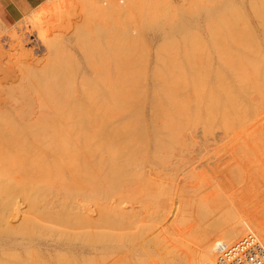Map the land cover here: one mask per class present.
<instances>
[{"label": "bare ground", "instance_id": "6f19581e", "mask_svg": "<svg viewBox=\"0 0 264 264\" xmlns=\"http://www.w3.org/2000/svg\"><path fill=\"white\" fill-rule=\"evenodd\" d=\"M71 1L93 29L83 36L103 31L107 40L40 41L46 58L30 64L16 43L14 68L38 80L31 103L0 104V264H216L213 249L246 233L264 246V0H208L207 37L219 58L188 59L189 73L172 58L152 69L128 47L143 24L155 30L163 17L187 15L157 16L167 10L160 0ZM158 25L153 38L164 34ZM66 67L76 73L64 81ZM251 120L258 218L227 211L221 223L200 188L205 172L186 171L183 154L241 125L248 132ZM194 218L202 223L188 234Z\"/></svg>", "mask_w": 264, "mask_h": 264}, {"label": "rangeland", "instance_id": "374dc122", "mask_svg": "<svg viewBox=\"0 0 264 264\" xmlns=\"http://www.w3.org/2000/svg\"><path fill=\"white\" fill-rule=\"evenodd\" d=\"M158 1L159 0H156V2ZM166 1L168 0L159 1V3L164 2V4H166L165 6L167 10L165 11V8L164 10H159L157 8L158 9L157 16L158 15L164 16L167 14L166 15L167 17L170 14L169 11L173 12V10L174 11L178 10L177 13L182 12L183 14L187 16H182L183 19L181 21L179 18L180 14L173 17V14L171 13L172 16H169V17L171 18L173 17L172 19L169 18L167 20V18L165 17L161 18V20L166 19L167 22H164L166 20H162L163 22L161 21L162 22L161 23L160 20H158L159 23L162 24V26H164V29L161 28L164 31V34L161 31L160 32L161 34L159 33L160 37L157 36L156 38L152 37L153 36L152 33L154 32L155 35L158 34V31H160V28H158L159 23H157V27L155 28V30H154V27H150L149 29V27H147L148 24L146 26H144L145 24H143L145 29H143V26L141 29V26H140L139 27L140 32L139 31L137 32L143 34L144 37L143 36L141 37V34L139 35V33H138L139 35L138 38L137 37L134 38L135 36L132 37L133 39L131 40V43H129L130 40L128 41V47H129V44H131V47L133 49L132 50L130 48V50L134 52L135 51L134 48L141 49L140 51L138 49L135 52L138 54V51H139L140 54L144 56L143 57L144 60H148V62H151L149 66L150 68H152L153 66L152 63L154 59H158L159 62L161 63V61L165 62V60L172 58V59L177 60V62H183L182 65L179 67L184 66L183 71L186 73H189V69L187 67L188 59L189 60L197 59L198 62L200 61V59L201 61L203 60L202 62H205L207 59H213L214 62H217V59L219 58L218 53L215 52L210 47L209 40L207 37L208 30H207V23H206L207 17L206 16H207V10H208V0H170L173 4H169L170 1L168 2ZM197 1H200L201 4L196 5L195 2ZM164 4L162 3L161 6ZM74 8H73L74 17H72L71 20L69 21L71 28L70 29L68 28L67 29L68 31H66L65 29L66 31L65 35H64V29H62L61 26L64 27L65 24L67 26V22H65L63 25L60 26L61 29H59V27L54 28L53 33H55L56 31V33L60 34L55 39H61L62 36L63 37L66 36L64 39L68 38L66 39V41L68 40L71 46L75 45L77 42L78 43L81 42L80 40L82 39H84L83 41H85L86 40L85 38H88V41H90V43L91 41L92 43L93 41L97 42L99 39H102V41L107 40L104 34H103L104 36L100 34V33H104L103 31H100V33L98 31H94L93 32L94 34L92 33L91 35L87 34L83 36L82 32L84 33L85 31L91 32L93 29L92 30L89 29L88 26L86 29V25L83 24V22H81L82 19L75 17L78 15L77 13L79 11H78V7H74ZM159 11L160 13H163L162 11L166 13L164 15L163 14L161 15L159 14ZM189 12H195V13L197 12L200 16L197 19L193 20L190 17V15L192 14H190ZM175 13L176 11L174 12V15ZM134 18H137V17H134ZM134 21L135 20L131 19V22L129 24L133 23ZM55 29H58V30H55ZM142 30H145L146 33H144V31L142 33ZM36 35L37 34L35 32H31L25 27V22L22 19L19 21V23L17 22L9 27H4L3 29H0V104L6 102V105L7 104L13 105V106L18 105V107H20L22 103H25V104L31 103V97L34 96V94L31 92L32 91L31 90V84H32L31 80L33 81L37 79V77L33 78L29 76V74L30 75L32 74L27 73L25 69H23L24 71L22 69L21 71H17L18 69L14 68L16 66H14L13 64L12 57L18 56V55L15 56L13 54L17 53L18 51L17 48L19 46H16V43L18 42V40L19 41L21 40L22 45H24L23 48H25V50L27 49L26 51L27 52L29 51V52L26 53V51H23V53L19 55L18 58L20 59V62L22 63L27 62L26 64L28 63L30 64L31 62L39 58L40 55L41 56L39 59L45 60L46 55H47L46 50L44 47H42V44L40 40L38 39V36ZM92 35L96 36L98 40L97 38L95 39L94 36ZM97 35L98 36L100 35V36L98 37ZM89 37H91V40H89ZM140 37L145 38L144 42H141L143 39H140ZM15 38H17L16 42L13 41L15 40ZM138 39H140V43L142 45H139L140 43L138 42L139 41ZM116 41L117 42L119 41L118 42L119 46H122L120 43L121 42L123 43V41H121L120 39ZM132 41L135 42V44H133ZM111 42H115V41L111 40ZM13 43H14V46H12ZM98 43H103V42H101L100 40V42L98 41ZM123 46L125 47L124 43H123ZM68 48H70V46ZM74 48L76 49V47ZM20 51L21 50H19L17 54H20ZM131 51H127L130 57L131 58H134V56L136 57L137 54L135 52L134 53L132 52V55L133 54L135 55L131 56V53H130ZM74 52L76 54L74 55L77 58L76 60L78 64H80L81 68L83 67L82 69H84L85 66L83 65L85 62L83 61V57L79 55L80 53L77 50ZM25 54H27V59H24V57H26ZM140 56H137V57L139 58ZM28 57H31L33 60L31 58L29 59ZM71 57L72 56L68 57L69 58L68 63L70 62V60L73 59ZM29 60L30 61L32 60V61L30 62ZM73 66L74 65L72 64L71 67ZM169 66H173V68H168V66H164L163 69L172 70L171 72L173 73V71L175 70L174 65H169ZM250 66L254 67V64ZM71 67L65 68V70L67 69V71L64 72L65 73V79H63L64 81L72 78L71 74H73V72L76 73L75 70H73V72L72 71L70 72L69 69ZM252 67H246L247 73L251 71V69L252 71L254 70V68ZM249 68L251 69L247 70ZM89 69L86 70V67H85L84 70L89 74L90 72L93 71V69H90V70ZM84 70L82 71V74L85 72ZM11 72H12V76H8ZM86 72L85 74H87ZM15 75L19 76V78L17 79L16 77H14ZM86 77L87 75H85V78ZM230 78L231 77H229L228 79ZM228 79L226 78L225 80H227L229 83L232 79L230 81ZM35 83H36V80H35ZM35 86L37 85L35 84ZM247 124L250 125L248 126L250 128L252 125V120L249 121ZM244 130H243V126L241 125V127L234 128L233 132L231 131L226 137L222 135V139L213 140V142L210 141L208 150H205L204 146L200 145L201 143L200 142V143H196V145L192 147L193 151L192 153H190L189 156H186V153L183 154L184 159H185L183 163L186 162L187 164L186 171H188L189 169H195L196 172H201V170L205 172V175H203V178L200 182V188L201 190H204L203 192L207 193L208 197L206 194L205 195L207 198H210V201H208L209 205L213 206L212 209H214L216 212L215 214L217 217L215 219H218V220L220 219L219 221H221V223L225 222L224 220L228 216L226 215L227 211L230 212L229 215H233L238 220H244L249 223H252V221L256 222L258 218L257 214L259 213V210L257 209V205H255V202H256L255 201V198H256L255 197V173H254V170H255L254 169L255 135L253 134V129L251 128L248 130V132H244ZM13 154H11V158L14 160ZM216 207H218V209H216ZM18 208L20 211L24 212L23 211L25 209L24 205H20ZM263 219H264V216L262 217L261 222H263ZM196 220L197 222H199L198 219ZM196 220L194 218V220H192L193 223H190L187 228L185 227V229H190V231L186 230L188 231L187 232L188 234L196 230L198 228L197 226L199 223L200 224L202 223V222L197 223ZM169 221H171V219ZM194 221L197 223V225ZM11 224L15 225L17 224V221L13 220ZM194 224H195V227H194Z\"/></svg>", "mask_w": 264, "mask_h": 264}, {"label": "clouds", "instance_id": "9594fccd", "mask_svg": "<svg viewBox=\"0 0 264 264\" xmlns=\"http://www.w3.org/2000/svg\"><path fill=\"white\" fill-rule=\"evenodd\" d=\"M72 16L71 0H45L43 4L31 10L28 15L23 16L22 20L25 22V27L29 31L35 32L38 39L46 46L50 40L60 35L59 33L54 34L53 29L70 21ZM219 247L220 245H217V248ZM201 259L204 260V257Z\"/></svg>", "mask_w": 264, "mask_h": 264}, {"label": "built area", "instance_id": "2783aa9c", "mask_svg": "<svg viewBox=\"0 0 264 264\" xmlns=\"http://www.w3.org/2000/svg\"><path fill=\"white\" fill-rule=\"evenodd\" d=\"M215 250L216 264H264V246L251 233H246L233 244H219Z\"/></svg>", "mask_w": 264, "mask_h": 264}, {"label": "crops", "instance_id": "0c3cea01", "mask_svg": "<svg viewBox=\"0 0 264 264\" xmlns=\"http://www.w3.org/2000/svg\"><path fill=\"white\" fill-rule=\"evenodd\" d=\"M44 2L45 0H0V29L19 22Z\"/></svg>", "mask_w": 264, "mask_h": 264}]
</instances>
